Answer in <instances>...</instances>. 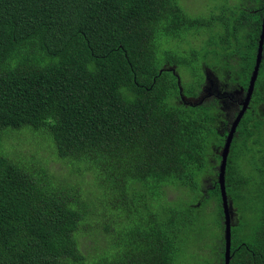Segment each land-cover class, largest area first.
<instances>
[{"label": "trees", "instance_id": "trees-1", "mask_svg": "<svg viewBox=\"0 0 264 264\" xmlns=\"http://www.w3.org/2000/svg\"><path fill=\"white\" fill-rule=\"evenodd\" d=\"M205 4L0 0V264H208L217 242L223 259L218 184L198 193L226 122L194 101L201 64L222 91L247 90L264 0ZM193 38L204 46L180 53ZM15 137L49 143L70 171L14 161ZM231 153L225 187L249 223L232 229L230 264H264V59Z\"/></svg>", "mask_w": 264, "mask_h": 264}, {"label": "rangeland", "instance_id": "rangeland-1", "mask_svg": "<svg viewBox=\"0 0 264 264\" xmlns=\"http://www.w3.org/2000/svg\"><path fill=\"white\" fill-rule=\"evenodd\" d=\"M184 4H186L188 7L192 8V5L197 7L198 9H202V6H206V0H183ZM205 2V3H204ZM192 4V5H190ZM181 5V4H180ZM182 6V5H181ZM205 6L203 7V10L205 9ZM182 8H184L182 6ZM201 36L208 37L206 30L200 31ZM200 38V37H199ZM199 38H193L192 43H186L183 45H179L177 49L180 51H190L194 49V47H201L204 46V41ZM238 55V54H237ZM213 57H210L212 59ZM167 70L169 69L168 63H166L165 68ZM207 74L210 76L212 74H209V70L206 69ZM215 82L218 80L217 76L214 78ZM222 92V89L219 85L213 83L209 78H207L204 89L202 91L203 101L207 102L208 100H205L204 96L208 94L212 95H218L221 99L219 102L220 111L223 113V118L226 122L225 125H222L223 128H221V125L218 128V131L222 133L223 130H229L230 125L233 124V121L237 115V113L240 110L239 103H242L245 97V92L238 87L235 92H232L233 100H230L224 95ZM225 93V92H224ZM201 99V98H199ZM12 149L9 151V153L14 157V161L19 162L21 164H24V160H32L33 158L36 160L42 161L43 165L47 168L49 167L50 172L56 177V178H64L65 173L67 171H70V168H63L61 163L56 161V157L53 153V150L50 151V145L46 142H38L35 144L34 140H29L28 142H22V139L20 137H15L11 141ZM221 148L219 149L220 154ZM0 154H6L4 151H0ZM230 152V156H231ZM217 166L219 163H216ZM26 166V165H25ZM69 169V170H68ZM217 171V169H216ZM65 172V173H64ZM218 179V171H217V177ZM201 186V182H200ZM207 188H210L209 186ZM203 192H199V195H202ZM189 195V194H188ZM172 204L174 206H177V208L180 207L181 202L177 200L175 195L169 194L167 195V200L163 201V204ZM198 203V197L196 195H189L187 198V201L185 204H192L195 205ZM169 206V205H167ZM240 212V211H239ZM235 216V213H233ZM248 216L251 218L253 215L248 214ZM239 217H241V214H239ZM241 222L249 223L248 220L241 218ZM216 254V251L214 248L211 250L210 254L207 255L208 261L213 258V256ZM195 264V263H194Z\"/></svg>", "mask_w": 264, "mask_h": 264}, {"label": "clouds", "instance_id": "clouds-1", "mask_svg": "<svg viewBox=\"0 0 264 264\" xmlns=\"http://www.w3.org/2000/svg\"><path fill=\"white\" fill-rule=\"evenodd\" d=\"M258 44H259V42H258ZM257 49H258V47H257ZM194 50H197V51H199L198 49H196V48H194ZM180 53H184L185 51H179ZM256 57H257V53H256ZM263 59H264V47H263ZM262 59V60H263ZM168 62V61H167ZM255 63H256V59H255ZM168 66H169V69L172 71V73L173 74H176V75H178V71H179V68H178V66L176 65V64H171L170 62H168ZM254 67H255V65H254ZM198 69H199V66L197 67ZM200 68H201V73L203 74V76H204V84H205V82H206V80H207V78H209L213 83H215V84H217V81L215 82V80H214V78L217 76V74H216V71H215V69L214 68H210L209 66H207V65H205V64H201V66H200ZM228 68H230V69H226V70H229L230 72H235V73H237V75L238 74H241V72H240V69H241V65H240V61L238 60V59H236V58H234V59H232V60H230L229 62H228ZM206 69L207 70H209V74H212V75H208L207 74V72H206ZM253 70H254V68H253ZM253 70H252V73H253ZM252 73H251V76H252ZM251 76H250V79H251ZM178 77V76H177ZM250 82V81H249ZM204 84H203V86H202V88H201V90L203 91V89H204ZM249 86V85H248ZM241 89L245 92V95H246V92H247V90L245 91L244 90V88L241 86ZM248 89V88H247ZM202 91L200 92V94H199V98H201V99H199V98H197V99H195V101L194 102H201L202 101V103L201 104H203V103H212V102H205V101H203V96L201 95L202 94ZM225 94H226V96H227V98L228 99H230V100H232L231 99V96H232V92H229V91H227V92H225ZM245 98V97H244ZM251 101H252V99H251ZM187 102H190L189 100H187ZM193 102V103H194ZM191 103V102H190ZM192 103V104H193ZM251 104V103H250ZM198 105V104H197ZM241 108V107H240ZM218 109H220V108H217V110ZM235 120V119H234ZM219 126H220V124H219ZM219 126H218V128H219ZM218 128H217V131H218ZM230 128H231V125H230V127H229V130H227V134L225 135V133H224V131H222V133H220L219 132V134H220V136L222 137V139H223V144H222V147H221V151H220V154H219V156H220V160L219 161H215V160H212V165H213V174H209V176H206L205 174H204V176L202 177V179H201V192H203V191H206V190H210V189H214V188H216L217 186L215 185V184H218V187H219V191H220V184H219V167H220V164H221V153H222V150H223V146H224V143H225V140H226V138H227V135H228V132L230 131ZM230 152H231V150H230ZM217 153V155H218V153H219V150L216 152ZM229 156H230V154H229ZM229 159V158H228ZM216 163H219L218 164V166H217V164ZM216 169H217V171H218V179L216 178L217 177V171H216ZM210 187V188H207V187ZM226 194H227V200H228V204H227V209H228V216H229V226H230V233H231V260H232V229H233V227H235L236 226V230H235V233H239V231L237 230V228H238V225L240 224V220H239V214L237 215V214H235V216H234V214L233 213H235V211H236V209H235V207H234V204H233V199L228 195V193H227V190H226ZM220 195H221V192H220ZM221 204H222V199H221ZM222 209H223V212L225 213V211H224V208H223V205H222ZM253 214V213H252ZM246 216H248V215H246ZM249 217V216H248ZM226 227H227V224H226V220L224 221V233H223V239H224V247H225V245H226ZM214 249H216V251H217V248H218V242H217V244L213 247ZM217 254H218V252H217ZM216 254V255H217ZM224 254H225V250H224ZM216 255L212 258V260L208 263V264H224V257H223V259L218 263V259H216ZM230 263H231V261H230Z\"/></svg>", "mask_w": 264, "mask_h": 264}, {"label": "water", "instance_id": "water-1", "mask_svg": "<svg viewBox=\"0 0 264 264\" xmlns=\"http://www.w3.org/2000/svg\"><path fill=\"white\" fill-rule=\"evenodd\" d=\"M263 47H264V15H263V20H262L261 33L259 37V44H258V49H257L255 67H254V70H253V73H252V76L249 82V86H248L245 98L243 102L240 103L241 108L239 112L237 113L235 120L233 121V124L231 125L230 131L228 132V135L225 140L223 150L221 153V164L219 167V184H220L222 205L225 211V220L227 224L224 264H230V261H231V233H230L229 216H228V209H227L228 200H227L226 187H225V175H226V170H227V163H228V158H229V154H230L231 146L233 143V139L235 137L236 130L245 112L249 108L251 99L253 97L256 80L258 78V74L260 71V65L263 59ZM231 99L233 100L232 96H231ZM201 103L202 101L197 104H201Z\"/></svg>", "mask_w": 264, "mask_h": 264}, {"label": "flooded vegetation", "instance_id": "flooded-vegetation-1", "mask_svg": "<svg viewBox=\"0 0 264 264\" xmlns=\"http://www.w3.org/2000/svg\"><path fill=\"white\" fill-rule=\"evenodd\" d=\"M226 73H227L228 76H230V71L229 70H227ZM223 94L226 95L225 93H223ZM204 98H205V100H208L207 102H212V103L214 102V103H216L217 104V107L220 108L219 107V102H220V99L221 98L218 95L208 94V95H205ZM239 105H240V103H239Z\"/></svg>", "mask_w": 264, "mask_h": 264}]
</instances>
